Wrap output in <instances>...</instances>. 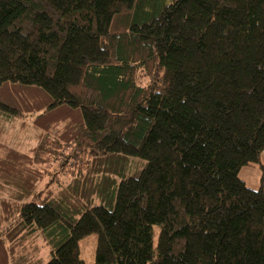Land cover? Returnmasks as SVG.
<instances>
[{
    "label": "trees",
    "instance_id": "16d2710c",
    "mask_svg": "<svg viewBox=\"0 0 264 264\" xmlns=\"http://www.w3.org/2000/svg\"><path fill=\"white\" fill-rule=\"evenodd\" d=\"M263 151L264 0H0V264H264Z\"/></svg>",
    "mask_w": 264,
    "mask_h": 264
},
{
    "label": "rangeland",
    "instance_id": "374dc122",
    "mask_svg": "<svg viewBox=\"0 0 264 264\" xmlns=\"http://www.w3.org/2000/svg\"><path fill=\"white\" fill-rule=\"evenodd\" d=\"M29 133H21L17 134L16 139L13 141L18 142L19 147H22L23 150H27L30 146H33L35 143L29 141ZM30 145V146H29ZM154 231L157 233L158 228L155 227ZM96 235L91 234L79 241L80 248V258L84 262V264H93L94 263V252L96 246ZM38 249V257L43 259V264H45L49 259V247L46 246L45 242L40 238L36 240L35 245ZM29 247V246H28ZM7 264H13L11 259H7ZM16 264V263H15Z\"/></svg>",
    "mask_w": 264,
    "mask_h": 264
},
{
    "label": "crops",
    "instance_id": "0c3cea01",
    "mask_svg": "<svg viewBox=\"0 0 264 264\" xmlns=\"http://www.w3.org/2000/svg\"><path fill=\"white\" fill-rule=\"evenodd\" d=\"M262 172H263V180L260 181L261 171L258 168H245L240 171L239 177L240 179L251 189H258L260 185L264 191V151L260 157Z\"/></svg>",
    "mask_w": 264,
    "mask_h": 264
}]
</instances>
